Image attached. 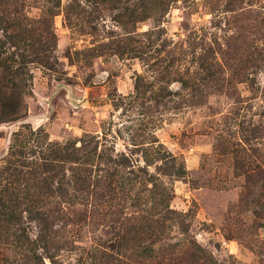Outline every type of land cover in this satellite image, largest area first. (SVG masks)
Listing matches in <instances>:
<instances>
[{
    "label": "rangeland",
    "instance_id": "374dc122",
    "mask_svg": "<svg viewBox=\"0 0 264 264\" xmlns=\"http://www.w3.org/2000/svg\"><path fill=\"white\" fill-rule=\"evenodd\" d=\"M0 264H264V0H0Z\"/></svg>",
    "mask_w": 264,
    "mask_h": 264
},
{
    "label": "water",
    "instance_id": "95a60500",
    "mask_svg": "<svg viewBox=\"0 0 264 264\" xmlns=\"http://www.w3.org/2000/svg\"><path fill=\"white\" fill-rule=\"evenodd\" d=\"M84 102V100L80 101L79 103H76L77 105H81ZM75 103V102H74Z\"/></svg>",
    "mask_w": 264,
    "mask_h": 264
}]
</instances>
